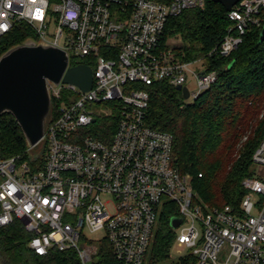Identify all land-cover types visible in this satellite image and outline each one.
Returning <instances> with one entry per match:
<instances>
[{
  "label": "built area",
  "instance_id": "2783aa9c",
  "mask_svg": "<svg viewBox=\"0 0 264 264\" xmlns=\"http://www.w3.org/2000/svg\"><path fill=\"white\" fill-rule=\"evenodd\" d=\"M204 5L205 0H0V37L25 24L37 44L67 54V67L83 59L94 65L89 91L47 82L44 135L27 149L30 156L42 149L31 156L33 166L20 156L0 160V227L20 223L35 255L73 251L88 264L107 240L117 264H147L161 213L175 207V244L189 250L194 264H264V138L252 155L256 175L241 183L246 194L238 208H209L189 176L172 166V135L146 123L147 86L186 87L187 104L218 80L204 59L179 61L161 44L170 18ZM227 19V33L209 55L228 57L250 29H262L264 0H238ZM190 76L192 92L186 86ZM101 121L110 123L102 139L93 136ZM42 154L40 166L36 159ZM99 231L100 240L88 236Z\"/></svg>",
  "mask_w": 264,
  "mask_h": 264
},
{
  "label": "trees",
  "instance_id": "16d2710c",
  "mask_svg": "<svg viewBox=\"0 0 264 264\" xmlns=\"http://www.w3.org/2000/svg\"><path fill=\"white\" fill-rule=\"evenodd\" d=\"M230 24L227 11L217 0H205L202 9L186 10L167 22L161 38L165 51L173 52L182 62L204 59L207 72H218V80L193 103L184 104L181 92L166 82L146 87L149 94L147 125L172 135V166L181 175L189 176L192 190L209 208L227 205L238 208L246 194L241 183L244 178L256 175L252 155L264 138L262 29H250L228 57L209 55L226 35ZM173 38L180 42L171 46L168 42ZM27 39H35L33 30L25 24L16 25L0 37V56ZM79 63L94 68L86 59ZM108 124L109 121H101L93 136L104 138ZM113 126L112 123V130ZM27 149L13 116L3 114L0 117V160L20 156L33 166ZM40 150L36 147L31 153ZM36 162L43 165V154ZM176 213L175 207L161 213L147 264H162L169 259L175 244V231L169 222ZM29 240L20 223L0 227V264H81L73 251L37 256L28 249ZM194 262L195 257L188 254L181 257L178 264ZM88 264H117L107 240L97 245V254Z\"/></svg>",
  "mask_w": 264,
  "mask_h": 264
},
{
  "label": "water",
  "instance_id": "95a60500",
  "mask_svg": "<svg viewBox=\"0 0 264 264\" xmlns=\"http://www.w3.org/2000/svg\"><path fill=\"white\" fill-rule=\"evenodd\" d=\"M238 0H217L225 10ZM264 40V26L260 41ZM67 54L56 47L37 44L27 39L0 56V117L13 116L29 148H34L44 135V125L50 107L47 82L57 85L60 81L77 86L82 92L92 86V69L83 64L67 67ZM230 64L229 68H231ZM183 99L188 98L186 87L176 86ZM175 229L180 219L171 218Z\"/></svg>",
  "mask_w": 264,
  "mask_h": 264
},
{
  "label": "rangeland",
  "instance_id": "374dc122",
  "mask_svg": "<svg viewBox=\"0 0 264 264\" xmlns=\"http://www.w3.org/2000/svg\"><path fill=\"white\" fill-rule=\"evenodd\" d=\"M180 42L179 39H170L168 44H170L171 46L174 44H178ZM195 68L201 70L200 66H194ZM186 86L189 88V90L192 92L195 90V82L194 80L191 78V76L189 77L188 81L186 82ZM191 100H187L186 103H191ZM34 155L36 154H31L32 157H34ZM254 199H257V197H253ZM256 214V210L253 209L252 211V215ZM88 236L90 238H92L93 240H100L104 237V233L102 231L90 234L88 233ZM189 253V250L184 247V246H179L177 244H174L170 250V254H169V259L165 262H163L162 264H178V261L181 257H185L187 256Z\"/></svg>",
  "mask_w": 264,
  "mask_h": 264
}]
</instances>
